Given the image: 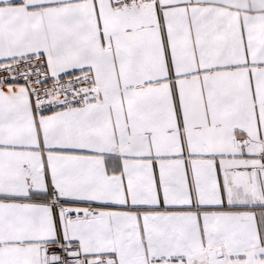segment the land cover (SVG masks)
I'll return each mask as SVG.
<instances>
[{"label": "snow or ice", "instance_id": "snow-or-ice-1", "mask_svg": "<svg viewBox=\"0 0 264 264\" xmlns=\"http://www.w3.org/2000/svg\"><path fill=\"white\" fill-rule=\"evenodd\" d=\"M0 264H264V0H0Z\"/></svg>", "mask_w": 264, "mask_h": 264}]
</instances>
